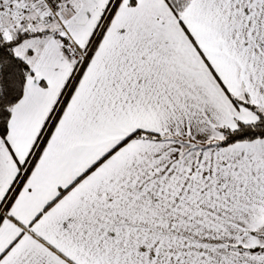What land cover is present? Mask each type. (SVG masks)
<instances>
[{"label": "snow or ice", "instance_id": "1", "mask_svg": "<svg viewBox=\"0 0 264 264\" xmlns=\"http://www.w3.org/2000/svg\"><path fill=\"white\" fill-rule=\"evenodd\" d=\"M0 264H264V0H0Z\"/></svg>", "mask_w": 264, "mask_h": 264}]
</instances>
